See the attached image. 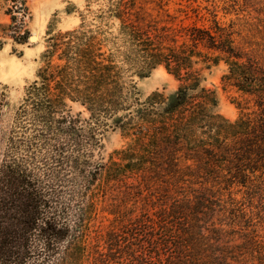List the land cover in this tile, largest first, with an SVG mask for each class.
<instances>
[{
	"label": "trees",
	"instance_id": "trees-1",
	"mask_svg": "<svg viewBox=\"0 0 264 264\" xmlns=\"http://www.w3.org/2000/svg\"><path fill=\"white\" fill-rule=\"evenodd\" d=\"M0 2L1 34L25 43V0ZM84 2L77 28L48 27L10 125L0 264H264V35L254 40L264 23L236 29L197 0ZM219 65L223 89L238 94L233 121L203 85ZM158 68L178 83L170 104L137 90L134 78ZM115 129L126 147L104 161ZM102 202L112 220L91 232Z\"/></svg>",
	"mask_w": 264,
	"mask_h": 264
},
{
	"label": "rangeland",
	"instance_id": "rangeland-1",
	"mask_svg": "<svg viewBox=\"0 0 264 264\" xmlns=\"http://www.w3.org/2000/svg\"><path fill=\"white\" fill-rule=\"evenodd\" d=\"M25 2L30 14V18L26 20L27 41L17 44L0 31V94L4 96L3 99L0 97V165L10 125L23 97L24 88L35 79L36 72L42 64L40 56L46 49L48 27L54 28L55 32L72 30L79 26L82 17L89 16L84 0H25ZM197 3L200 6L207 5L210 10L211 6L216 7L217 18L226 24L229 21L236 23V29L237 25L243 26L244 22H260L261 25L264 23V0H197ZM2 4L3 2H0V25H5L9 23V17L5 15L6 8ZM184 4L182 3L183 7ZM151 7L150 4H146L144 8L155 14ZM177 7L174 3L169 5L171 11ZM97 8V5H91L89 10L93 12ZM259 30L261 34L254 40L263 43L260 37H263L264 29L260 27ZM30 37H35V41L31 42ZM240 44L242 45V42ZM252 48L256 49L255 46ZM223 72V65L212 68L204 74L203 85L215 93L217 105L214 111L233 121L239 115L234 104L238 94L234 90L223 89L220 84ZM134 80L141 99L153 92H159L167 99L168 104L174 100L178 83L162 68L154 70L146 78ZM79 111L81 109L77 105L72 106L73 113ZM126 143L127 140L117 129L110 130L102 139L100 158L106 161L114 151L125 148ZM234 198L241 200L240 195ZM257 200L256 204L259 205L261 199ZM107 209V204L103 202L98 204L97 214L89 224L91 232H103L109 227L112 217L105 213ZM259 225L260 223L255 227V231L260 239L264 240V225Z\"/></svg>",
	"mask_w": 264,
	"mask_h": 264
},
{
	"label": "water",
	"instance_id": "water-1",
	"mask_svg": "<svg viewBox=\"0 0 264 264\" xmlns=\"http://www.w3.org/2000/svg\"><path fill=\"white\" fill-rule=\"evenodd\" d=\"M30 41L34 42L35 41V37H30Z\"/></svg>",
	"mask_w": 264,
	"mask_h": 264
}]
</instances>
